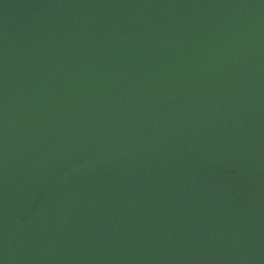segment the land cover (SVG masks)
Wrapping results in <instances>:
<instances>
[{
  "label": "water",
  "instance_id": "obj_1",
  "mask_svg": "<svg viewBox=\"0 0 264 264\" xmlns=\"http://www.w3.org/2000/svg\"><path fill=\"white\" fill-rule=\"evenodd\" d=\"M0 264H264V0H0Z\"/></svg>",
  "mask_w": 264,
  "mask_h": 264
}]
</instances>
